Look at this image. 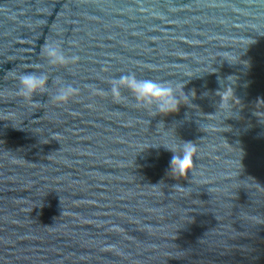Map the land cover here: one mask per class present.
<instances>
[{
	"label": "water",
	"instance_id": "1",
	"mask_svg": "<svg viewBox=\"0 0 264 264\" xmlns=\"http://www.w3.org/2000/svg\"><path fill=\"white\" fill-rule=\"evenodd\" d=\"M28 72L48 95L18 94ZM128 73L190 104L116 103ZM0 264H264V0H0Z\"/></svg>",
	"mask_w": 264,
	"mask_h": 264
},
{
	"label": "clouds",
	"instance_id": "2",
	"mask_svg": "<svg viewBox=\"0 0 264 264\" xmlns=\"http://www.w3.org/2000/svg\"><path fill=\"white\" fill-rule=\"evenodd\" d=\"M43 56L48 63L53 66L65 67L69 63L78 60V57H67L58 42H45L41 48ZM49 75L45 72H28L19 77L18 94L32 99L37 94H47ZM183 83H173L171 81H157L152 79H138L135 73L122 74L118 79L110 81V94L114 102L121 103L127 99L122 96L121 89H127L137 102V106L146 108L152 112V115L167 116L179 112L184 101L190 104L189 97L183 92ZM177 89L180 95L177 94ZM79 89L72 84L63 82L57 89L55 95L49 97L53 102L59 104L67 103L73 98ZM225 93L218 92L221 96ZM107 95L108 92H102ZM192 95H195L193 92ZM36 104H39L38 102ZM158 126H163L161 122ZM182 148L177 151L175 148H167L173 153L170 161V173L175 179H187L189 173L194 172V159L197 154L196 144L193 142L182 141ZM155 187V186H153ZM177 190L185 191L186 189L179 184L174 186ZM210 192V190H209Z\"/></svg>",
	"mask_w": 264,
	"mask_h": 264
}]
</instances>
